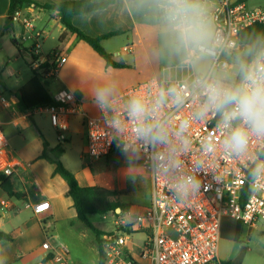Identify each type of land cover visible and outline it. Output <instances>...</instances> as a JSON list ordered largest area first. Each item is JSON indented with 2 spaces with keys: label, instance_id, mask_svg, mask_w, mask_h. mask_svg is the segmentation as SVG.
<instances>
[{
  "label": "built area",
  "instance_id": "built-area-1",
  "mask_svg": "<svg viewBox=\"0 0 264 264\" xmlns=\"http://www.w3.org/2000/svg\"><path fill=\"white\" fill-rule=\"evenodd\" d=\"M35 6L16 13L17 39L28 44V66L48 80L55 79L67 56L63 50H54L44 57L49 33L36 22L30 10ZM205 17L212 21L221 45L217 64H231L237 52L246 48L240 42V32L264 23V7L222 0L218 7L207 10ZM130 50L126 47L124 52ZM195 76L186 64L169 66L161 77L139 83L102 104L99 117L85 116V157L91 163L113 152L138 154L151 180L147 210L118 209L113 214L115 228L101 236L105 264H214L227 218L251 229L264 222V139L251 136L243 154L225 150L227 131L220 126L219 114L201 111L202 97L193 88ZM134 98L148 110L139 121L128 115ZM57 99L65 106L41 110L48 112L58 141L64 143L70 117L78 114L77 101L66 91L59 92ZM143 124L160 125L166 141L153 143L138 137L136 129ZM13 160L9 139L0 125V176L14 174ZM189 177L197 182L196 188L186 194L176 191ZM48 209L47 202L33 206L35 214ZM140 233L143 239L136 241ZM42 249L53 254L55 263L67 264L70 249L65 243L48 237Z\"/></svg>",
  "mask_w": 264,
  "mask_h": 264
},
{
  "label": "crops",
  "instance_id": "crops-1",
  "mask_svg": "<svg viewBox=\"0 0 264 264\" xmlns=\"http://www.w3.org/2000/svg\"><path fill=\"white\" fill-rule=\"evenodd\" d=\"M31 1L34 2L36 6H45L76 0ZM95 1L102 2L106 0ZM36 6L35 8H30V10L34 11V16L37 19L39 27L46 29L48 23L53 21V26L55 28L59 27L61 31L58 45L48 48L47 50L43 47L44 57H47L54 50L61 49L65 51V49L70 47V45L77 40L76 35L71 33V37L68 35L69 32L62 26L56 13L53 14V16L51 15L49 21L44 22L42 18L46 10ZM9 7L10 0H0V68L2 70V76L11 60L13 61L14 59L17 61L21 58L27 62L26 48L17 39L18 26L15 24L11 32L4 34V26L8 17ZM142 7H144L146 11L148 8L151 9L144 0H114V3L105 9L75 17L74 24L86 34L94 37L121 30L122 34L118 36L133 34L135 37L140 38L138 19L142 18L145 20V18L148 19L149 17L147 13L142 15H147L144 18L139 16L140 8ZM50 37L51 35H49L45 42H47ZM14 40L17 41L20 51L14 43ZM126 47L131 49L129 51L130 53H133L134 45H130L124 46L122 51L117 54H122ZM108 52L112 55L110 50H108ZM173 55L175 57H180L174 52ZM56 80L59 81V76L55 79H49L48 83ZM22 86L23 85L11 88L0 85V125L9 139L10 148L14 157L13 164L15 172L11 178L13 179L16 191L24 195L23 199L11 198L0 188V230L10 234L14 239L12 242L0 240V262H2V264H32V262L36 260V264H57L52 258H49L50 254L42 249V244L49 237V223L52 225L54 229L53 234L55 235L54 237L53 235L50 237L56 240H58L57 238H62L67 246H72L73 251L74 244H72L71 241H82L87 232L80 228V225L84 224L78 219V215L73 206V200L69 195L67 183L60 175L55 174L54 165L46 160L38 159L44 151L43 137L51 148L58 145L62 146L64 149V153L61 157L63 164L75 174L80 185L83 187H85V185L81 180L80 171H76V169L65 160L67 150L63 144L67 142L68 145H71L70 149L73 151L72 157L78 156L85 168H90V165L94 163H91L87 160V157H85L87 150V130L84 125V120L82 122L77 119V115L80 113L78 110L79 104L77 103L78 114L71 115L69 121L68 131L71 142L68 143V140H66L64 143H60L57 135L59 144H53L44 130L45 124L50 120L48 112L41 109L33 112L24 111L20 104L19 93ZM71 122L74 126L71 125ZM98 165L100 167L101 163ZM136 168L137 167L134 166L131 167V169ZM123 180L116 184L112 183V185L108 187L101 183L100 180L99 183L105 188L115 187L122 192V185L126 183L127 178ZM41 202H47L49 204V209L43 213L35 214L33 206ZM2 203H5L6 206L2 207ZM228 220L231 219L227 218L225 222ZM233 224L236 228L237 222L233 221ZM234 233L235 229L232 237L228 239L231 243L234 241ZM77 245L83 250L82 243H78ZM98 262L99 258L97 264ZM67 264L86 263L73 255V257H69Z\"/></svg>",
  "mask_w": 264,
  "mask_h": 264
},
{
  "label": "rangeland",
  "instance_id": "rangeland-1",
  "mask_svg": "<svg viewBox=\"0 0 264 264\" xmlns=\"http://www.w3.org/2000/svg\"><path fill=\"white\" fill-rule=\"evenodd\" d=\"M221 2L222 0H201L204 14L207 10L218 7ZM246 2L250 8L264 7V0H247ZM140 9V17L149 16L145 20L142 18L138 19L141 40L131 34L128 36L112 37L102 42L104 49L107 52L110 50L114 60L122 63L124 68L108 67L105 60L91 46L78 39L65 49L67 60L60 69L59 81L56 80L57 82L53 81L49 83V90L56 98L59 92L62 91L74 95L75 92L80 91L82 98L78 105L80 113L77 115V119L80 121L83 122L85 116L99 117L101 115L100 108L102 104L136 86L138 83L154 77H161L164 68L180 64L185 65L181 57L173 55V52L169 50L162 39L160 14L153 8H148L147 11L144 10V7ZM146 13L147 15L142 16ZM53 14L55 12L46 11L42 20L44 22L49 21ZM209 22L214 33L213 23L211 20ZM45 30L51 35L50 39L43 46L47 50L58 45L61 31L59 27L55 28L53 26V21L48 23ZM68 35L71 37L70 33ZM25 44L23 45L25 46ZM130 45H134L133 53L123 52L122 54H117L122 51L124 46ZM173 73L175 74L176 72L174 71ZM31 77L32 69L28 66L27 62L21 58L17 61L13 59L9 66L5 68L4 74L0 78V85L16 88L27 83ZM101 92L104 94L103 103L98 99V94ZM71 125L74 126L72 122ZM44 130L51 143L59 144L57 141L58 131L52 127L50 120L45 124ZM65 134L68 143H70L69 131ZM63 145L67 150L66 162L76 169V171H80L81 180L85 187L94 186L95 180L90 168H85L78 156L72 157L73 151L70 149L71 145H68L67 142ZM108 166H110L109 170H107ZM131 167L133 166L126 160L124 155H115L109 163L106 165L101 164L98 168L99 180L108 187L112 183L116 184L127 178L126 183L122 185L123 201L131 205L132 212H143L149 208L151 203L150 176L149 173L143 170L142 166L136 169H131ZM90 220L100 231L109 232L115 228L113 214L106 216L92 215L90 216ZM80 226V228L86 230L87 234L82 241H71L74 244V251L72 250V246H68L70 256L73 257L74 255L86 264H97L99 251L96 236L84 225ZM48 228L49 237L52 235L54 237V229L50 223ZM234 229L235 225L232 220L225 222L222 232L223 236H221L219 242L218 260L214 264L224 262L230 264H264V222H260L257 228L254 229L242 226L240 251L229 261L235 241L231 243L228 239L232 237ZM57 239L64 242L62 238ZM142 239L143 235L141 233L135 236L136 241H141ZM78 243H82L83 250L81 247H78ZM36 262L34 260L32 264H36Z\"/></svg>",
  "mask_w": 264,
  "mask_h": 264
},
{
  "label": "clouds",
  "instance_id": "clouds-1",
  "mask_svg": "<svg viewBox=\"0 0 264 264\" xmlns=\"http://www.w3.org/2000/svg\"><path fill=\"white\" fill-rule=\"evenodd\" d=\"M144 2L160 14L166 46L195 71L193 88L202 97L201 111L219 114L220 126L227 131L225 150L243 154L251 136L264 139V45L237 52L231 64H217L222 49L205 17L201 0ZM98 99L103 103L102 92ZM147 111L141 100H131L130 118L139 121ZM136 133L153 143L166 141L158 124H143ZM122 150L126 151L127 145ZM196 185L189 177L176 186V191L186 194Z\"/></svg>",
  "mask_w": 264,
  "mask_h": 264
},
{
  "label": "trees",
  "instance_id": "trees-1",
  "mask_svg": "<svg viewBox=\"0 0 264 264\" xmlns=\"http://www.w3.org/2000/svg\"><path fill=\"white\" fill-rule=\"evenodd\" d=\"M247 0H239V2H246ZM114 3V0H106L102 2H96L95 0H76L63 2L54 5L37 6L46 11H53L58 15L59 21L62 26L71 34L76 35L77 39L84 41L91 48L96 51L106 62L108 67L124 68V65L114 60L113 56L108 53L102 46V42L110 39L114 36L122 34L121 30L102 34L94 37L86 34L82 29L78 28L74 24V18L80 15L89 14L98 10H102ZM34 4L31 0H10V7L8 17L4 26V34L9 33L14 28V18L16 13L22 11L29 5ZM240 42L245 47H254L264 45V23L254 24L245 30L240 32ZM14 43L20 51V47L17 41ZM2 76V70L0 68V78ZM20 104L24 111L33 112L39 109H45L49 107L65 106V103L61 102L52 94L49 90L48 79L45 76L35 70H32L31 79L24 84L20 90ZM77 103L79 104L82 93L80 91L75 92ZM44 141V151L38 158L46 160L50 164L55 166V174L60 175L69 187V195L73 200V206L78 215V219L96 236L99 250V262L98 264H105L104 256L101 249V236L104 231H100L91 222L90 216L101 215L106 216L108 214H116V211L120 209L122 212L131 210V205L123 201V193L115 187L105 188L99 183V163L106 165L109 163L113 156L124 155L126 160L134 167H140L143 165L142 157L138 154H132L129 152H113L100 162H96L90 165L91 173L95 179V185L91 187H83L80 185L75 174L70 171L62 162L61 157L64 153V149L61 145L51 148L49 143ZM109 165V164H108ZM108 166L107 170H109ZM0 188L7 193L11 198L23 199L24 195L16 191L13 179L11 177L0 176ZM241 224L237 223L234 233V241L241 243ZM1 241H14L10 234L0 230ZM49 258L53 259V254L49 255ZM230 264V263H221Z\"/></svg>",
  "mask_w": 264,
  "mask_h": 264
},
{
  "label": "water",
  "instance_id": "water-1",
  "mask_svg": "<svg viewBox=\"0 0 264 264\" xmlns=\"http://www.w3.org/2000/svg\"><path fill=\"white\" fill-rule=\"evenodd\" d=\"M241 248V243L240 242H235L232 248V252L229 258V261L232 260L240 251Z\"/></svg>",
  "mask_w": 264,
  "mask_h": 264
}]
</instances>
